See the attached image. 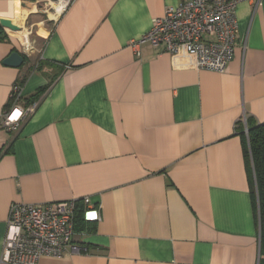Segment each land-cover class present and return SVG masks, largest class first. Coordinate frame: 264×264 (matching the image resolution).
I'll list each match as a JSON object with an SVG mask.
<instances>
[{
	"label": "crops",
	"instance_id": "0c3cea01",
	"mask_svg": "<svg viewBox=\"0 0 264 264\" xmlns=\"http://www.w3.org/2000/svg\"><path fill=\"white\" fill-rule=\"evenodd\" d=\"M49 1L0 0V119L17 83L34 108L0 130V259L14 202L89 197L97 218L74 234L89 253L38 264H259L245 140L264 123V0L236 7L224 73L134 46L179 0H64L54 18Z\"/></svg>",
	"mask_w": 264,
	"mask_h": 264
},
{
	"label": "built area",
	"instance_id": "2783aa9c",
	"mask_svg": "<svg viewBox=\"0 0 264 264\" xmlns=\"http://www.w3.org/2000/svg\"><path fill=\"white\" fill-rule=\"evenodd\" d=\"M241 1L179 0L177 5L169 6L162 17L153 19L151 29L134 41V46L150 43L170 53L185 49L196 56L197 68L224 73L233 58L238 32L236 7ZM11 98L12 106L0 119V130H18L20 121L34 111L31 106L18 104L23 98L19 83L13 86ZM81 202L86 207L90 199L41 204L14 202L7 219L0 263L38 264L43 256L89 253L87 245L74 239L75 213ZM92 211L96 210L84 209L85 220L97 218V215L94 218L86 215Z\"/></svg>",
	"mask_w": 264,
	"mask_h": 264
},
{
	"label": "trees",
	"instance_id": "16d2710c",
	"mask_svg": "<svg viewBox=\"0 0 264 264\" xmlns=\"http://www.w3.org/2000/svg\"><path fill=\"white\" fill-rule=\"evenodd\" d=\"M43 88L39 89L32 99H37ZM31 102V101H29ZM249 132L246 136V157L248 168L251 174V191L255 209L259 212L260 217V259L259 264H264V123L256 126H248ZM75 213V229L85 220L84 210L77 208ZM83 213V214H82Z\"/></svg>",
	"mask_w": 264,
	"mask_h": 264
},
{
	"label": "water",
	"instance_id": "95a60500",
	"mask_svg": "<svg viewBox=\"0 0 264 264\" xmlns=\"http://www.w3.org/2000/svg\"><path fill=\"white\" fill-rule=\"evenodd\" d=\"M1 26L6 31H19L21 28L12 23L1 22ZM24 62V57L18 51L12 52L7 58H5L4 63L9 66L19 67ZM93 218L97 215V211L89 212Z\"/></svg>",
	"mask_w": 264,
	"mask_h": 264
},
{
	"label": "rangeland",
	"instance_id": "374dc122",
	"mask_svg": "<svg viewBox=\"0 0 264 264\" xmlns=\"http://www.w3.org/2000/svg\"><path fill=\"white\" fill-rule=\"evenodd\" d=\"M54 0H51V1H49V2H47L48 3V6H45V3H44V5H41V8L42 9H44V10H47V12H48V17H50V18H54L53 17V15L52 14H54V13H56V9H55V7L52 5V2H53ZM53 7V8H52ZM49 22V21H48ZM50 25V24H49ZM48 24H47V26H49ZM12 99V98H11ZM88 214V212L86 213V215Z\"/></svg>",
	"mask_w": 264,
	"mask_h": 264
},
{
	"label": "bare ground",
	"instance_id": "6f19581e",
	"mask_svg": "<svg viewBox=\"0 0 264 264\" xmlns=\"http://www.w3.org/2000/svg\"><path fill=\"white\" fill-rule=\"evenodd\" d=\"M52 5L55 7L56 9V13H54L55 15H59L60 12L63 10V7L65 6V1L64 0H60V1H56V2H52ZM53 8V7H52Z\"/></svg>",
	"mask_w": 264,
	"mask_h": 264
}]
</instances>
